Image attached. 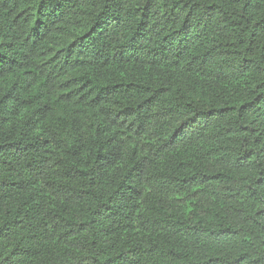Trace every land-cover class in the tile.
Returning a JSON list of instances; mask_svg holds the SVG:
<instances>
[{
  "label": "trees",
  "instance_id": "trees-1",
  "mask_svg": "<svg viewBox=\"0 0 264 264\" xmlns=\"http://www.w3.org/2000/svg\"><path fill=\"white\" fill-rule=\"evenodd\" d=\"M0 264H264V0H0Z\"/></svg>",
  "mask_w": 264,
  "mask_h": 264
}]
</instances>
